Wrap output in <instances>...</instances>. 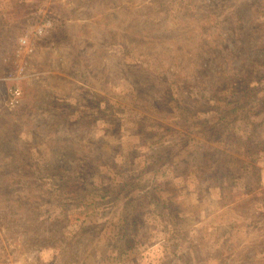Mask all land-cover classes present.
<instances>
[{"label":"rangeland","instance_id":"rangeland-1","mask_svg":"<svg viewBox=\"0 0 264 264\" xmlns=\"http://www.w3.org/2000/svg\"><path fill=\"white\" fill-rule=\"evenodd\" d=\"M0 264H264V0H0Z\"/></svg>","mask_w":264,"mask_h":264},{"label":"built area","instance_id":"built-area-1","mask_svg":"<svg viewBox=\"0 0 264 264\" xmlns=\"http://www.w3.org/2000/svg\"><path fill=\"white\" fill-rule=\"evenodd\" d=\"M38 31H39V32H42V27H40V28L38 29ZM21 41H22V42H25V39H22ZM13 93H14L15 96H18V95H19V90H18V89H14Z\"/></svg>","mask_w":264,"mask_h":264}]
</instances>
